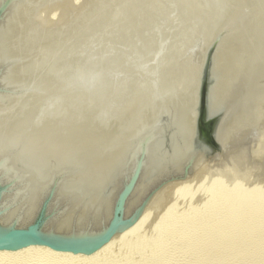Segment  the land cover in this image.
I'll use <instances>...</instances> for the list:
<instances>
[{
    "label": "bare ground",
    "instance_id": "obj_1",
    "mask_svg": "<svg viewBox=\"0 0 264 264\" xmlns=\"http://www.w3.org/2000/svg\"><path fill=\"white\" fill-rule=\"evenodd\" d=\"M89 1L92 0H88L87 3H89ZM73 3L74 0L72 4ZM87 3L86 5H88ZM91 3H89L90 5L85 8L74 3L78 6H76V8L74 7L75 9L79 8L80 10L81 7L82 10L78 13H76L77 11L75 9L70 10L75 11L72 13L73 17L70 16V19H65L66 21L62 20V22L60 20V22L56 24L52 19L54 17H52L51 20H48L46 19V16L50 13L53 15L54 13L52 14V12L56 8L58 10L59 7L63 8L72 6L68 3V0H0V13L2 14V18L0 19V167L4 169L3 166L8 165V168L11 169V165L17 164L24 166L25 163L26 166H29V164H31V166H36L34 169L40 173L42 172L41 167H47L49 166L48 164H52L53 167L56 166L57 163L71 159L75 160L79 164L80 169L85 175V178L80 174L73 177L72 183L75 187L72 189L82 190L83 188H92L96 186L93 172L98 171L99 167L101 168L106 166L109 168L113 163L116 164L118 161L123 163L128 154L135 150V148L138 149L140 147L139 142L144 139V136L151 133L152 136H150L148 141L145 143L146 151L148 152V165L143 176V184L140 188V191L142 189V191H144L145 188L149 186L150 182L157 177L159 174L158 172L181 170V166L184 164L190 151V149L188 150V142H191L192 135L190 130L191 127L193 128L192 122L195 117L199 84H197L198 82L192 83L198 85L197 89L196 85L193 88L189 87L190 89L188 88L187 90L175 87L178 83L174 85L175 82L173 81L175 80H173L174 78L172 77H174V71L178 69L176 68V70H174L176 64L180 60V57L182 54L187 56L189 60L193 61L196 69L198 70V62L202 61L200 58L202 55L201 52L203 50L206 51V48H204L207 43L206 38L209 41H211L212 38L213 44L211 45L213 46L210 47V50H207L209 54L205 59L208 61L210 53L212 52L211 72L213 73V80L211 101L216 108H226L229 104L228 99L231 94L230 90H238L239 87L243 85L244 79L247 77V75L245 77V74L248 73L247 66H250L248 64L252 62L248 63L250 40H252L251 38L255 30L257 33V28L260 24H262L261 18L264 16V0H99ZM67 9L69 11V9L72 8L67 7ZM64 11L65 10H63V13L65 14L66 12ZM74 13L76 14L74 15ZM68 14L71 13L68 12ZM173 20H178L180 25H178L177 28H173L174 24H171V21ZM174 23L176 24V22ZM100 32L102 34L105 33L104 35L108 36V38H105L104 36L102 38L104 40L99 39L100 41L93 39L97 37L98 40V37H101L99 36ZM257 36L259 37V35ZM170 38H173L174 40H170ZM91 39L93 40L90 41ZM160 39H167V41L170 40L172 43L175 41L174 44L176 43L177 47V50L171 54L172 56L169 59L170 63L164 68H162L163 66H158L160 65V62H158V65L154 63L156 66L148 62L149 59H152L153 56L155 57L158 53H161L160 56L163 55L162 52L164 49H161L162 51L159 52L160 43L162 42ZM93 41H95L93 43L95 48L93 47L94 49H91L90 51L89 47H91V45L93 46ZM167 43L165 42V44ZM116 44L119 45V49L116 47ZM113 45L116 46L113 48ZM161 46L164 48L162 43ZM88 49L90 51L89 53H87ZM169 49L166 48V54H168L167 50ZM259 50L257 49V51ZM84 51L87 53L85 54L86 57L83 59L79 58V56L81 57L80 54L82 52L84 53ZM170 51L171 50L168 52ZM257 53L258 52H256V54ZM252 54L253 53H251V55ZM184 55L182 56L183 58H185ZM259 55L260 54H258L260 60L261 56L264 54ZM82 57H84L83 54ZM153 60L155 61V59ZM259 60L256 61L258 62ZM263 60L261 59L260 61ZM165 61L167 62V59H165ZM186 61L187 63L190 62H188V60ZM253 63L250 66L252 67L251 69H253ZM259 64L260 63L258 62V65ZM194 65L193 67H195ZM263 65L261 64V66ZM261 66L259 67L261 68ZM180 67L179 69L182 70ZM255 69L252 70V75L248 76H254L253 72L257 73L256 71L259 68L257 67ZM192 70L191 72H193ZM195 70L194 72H196ZM194 72L192 73L193 75H195ZM260 72L264 75V70H260ZM258 74H256L257 78H259ZM183 75L186 76V74ZM129 77L131 78V81L129 80ZM169 77L172 79H169ZM198 77L199 76H197V78ZM263 77H260L258 82L262 81L261 78ZM253 78H255V80L252 84H255L254 86H258V82L254 83L257 78ZM250 79L251 78L248 77V81L245 80L247 86H250L249 82L252 81H249ZM188 83L190 84L191 81ZM262 85L264 86V84ZM262 87L258 88L261 89ZM118 88H123L126 91L124 96L120 97L117 95L118 93L116 91L121 92V89L117 90ZM259 89L255 90L258 91ZM242 91H244V89ZM260 91H262V89L259 90L258 93ZM253 92L252 95L257 94L260 99L264 94L260 93V95H258V93L253 94ZM235 95H238V93ZM255 97L256 95L252 96V99ZM262 100H264V98L261 99V102H263ZM226 109L233 110L232 107H227ZM227 121L228 120H226V122ZM226 122L223 120L220 126L219 140H221V130ZM254 134H251V137ZM223 141L225 140L223 139ZM250 141L247 143L245 142V144L251 143ZM227 144H229V148H232L230 143ZM240 144L241 143H239V147ZM235 145H238V143ZM225 148H228V145ZM229 148L225 149L228 153L225 152L224 155L222 154L214 160H208L201 165H197L195 172L190 177H186L183 180L181 179L169 182L162 186L160 191L151 199L148 207L145 208L144 213L139 218L136 225L115 236L107 245L94 254L74 255L54 251L43 246H31L14 252L0 251V264H16V262L19 264H26L24 262L28 261H33V263L34 261L40 263L50 261V263L52 262L53 264H105V262H107L105 261L107 260L106 257L111 254L113 250L117 252V254L120 252L125 254L124 252L128 251L130 245L132 246V238H135L139 233L141 234L140 229L143 228V222L146 221L145 218L151 214L153 206L156 205L157 207V204L162 199H166L167 194H172L174 196V194L181 190L186 188L188 189L193 186L195 187L196 183L199 182L198 180L201 179L200 177L204 172L203 170H206L205 168H207L211 163L227 158V156L231 154H229ZM243 148L244 147L240 149ZM245 148L247 149V147ZM245 148L243 149L244 154L242 153V150L240 151L242 157L245 155ZM234 149L236 150L235 147ZM233 150H231V152ZM239 156L241 158V155ZM233 157H235V155H233ZM235 158V161H237V157ZM242 160L244 159L242 158ZM239 161L240 159L238 162ZM240 163L243 164L242 162ZM219 166H221V164H219ZM236 166H238V164H236ZM213 168L214 167L210 169L212 174ZM223 171V174L225 175V169ZM109 173L110 171H107V173L104 172L108 178H110ZM40 175L42 176L43 174L40 173ZM89 175L91 176V179L87 178ZM108 178H104V190ZM205 178L206 177H204V179ZM214 178L220 179V175ZM208 180L210 179L207 177L206 181ZM201 181L203 180L201 179ZM217 181L216 183L219 184ZM208 188L209 190L212 189L209 186ZM72 189H69V191H72ZM209 190L207 191L210 193ZM29 197L30 195L28 193H21L18 200L15 195L11 194L7 196L10 201L13 200L18 205L15 209V213H18L17 211L24 207ZM209 197H205V199L207 200L208 198L209 200ZM211 197L213 198L212 195ZM106 198L107 195L104 192V216L108 214L106 213V209L108 210V208H106V205L108 204ZM30 199L32 202L37 199V194L34 191L33 194H31ZM238 200L239 199H237V201ZM255 200L257 199H254V202ZM86 201L87 207H89L90 204L94 202L96 203L98 200L93 199ZM138 201L139 198L136 195L132 202L136 205ZM250 202H248L247 205H242L247 207ZM254 202H252V205H254ZM260 202H258V205L264 203V201L263 203ZM227 203H230L231 206H233L232 204L237 205V203H240L241 205L242 202L238 201L233 203L232 201V203L226 202V204ZM92 205L88 208V211L91 210ZM225 205L222 206L223 209ZM242 205L238 207H242ZM171 206H173V204L170 205V208ZM210 206H213V204ZM210 206L208 209L211 208L212 210V207ZM218 207L220 206L218 205ZM230 207L226 208L231 210L232 208ZM258 207L260 208L261 206ZM258 207L256 208L257 210L259 209ZM236 208L237 206L235 209ZM243 208L241 218L239 217L240 214L237 212L238 210L235 212L236 214L238 213V217L241 219L240 223L242 224V220L244 219L242 217H245L246 219H244L245 222L243 221V224L249 226L250 222L257 220L254 219L256 216L254 214L257 213V210L256 213H254V211H251L254 209L253 206H250V209L247 207V211L248 209L249 211L247 215L244 216ZM263 208L261 210H263ZM215 209L217 210V208ZM215 209L213 208V210ZM218 209L220 210V208ZM169 210L170 212L172 211V209ZM202 210L204 211V209ZM228 210L227 213H225L226 211L224 209L225 212H223L225 215L229 214ZM247 211L245 209V214ZM159 213L157 215L158 219L164 212L162 214ZM230 213L232 214L231 211ZM259 213L260 212H258L257 215H259V217L262 216L259 218L262 221L264 213ZM231 214H229L228 217L232 218V220L230 219L232 222L226 217L227 215L224 217L225 219L223 218V220H229L227 222L232 224L233 221L236 220H234V216ZM151 217L153 218V215ZM257 217L258 216H256V218ZM212 221L214 220L212 219ZM209 222L211 223V220ZM217 222L219 224V221ZM237 222H239V220H237ZM62 225H69L68 220H65ZM165 225L168 224L165 223L164 226ZM229 225L227 226L228 228ZM242 225H240L241 227L239 226V230H241L242 227L244 229L247 228L245 225ZM174 226L172 225V227ZM176 226L178 225L176 224ZM233 227H236L235 223ZM259 228L264 230V224L261 227H258L257 230H260ZM230 230L231 229L229 228V231L227 232L231 234L232 232ZM202 232L206 233L203 230ZM221 234L222 233L220 232V238ZM225 235L221 238V240L223 238L227 239V237L230 236H228L227 233H225ZM200 236L202 237V235H199V237ZM129 240H131V242H129L130 244L125 246ZM145 240L142 241L143 244H145ZM218 242L220 241L218 240ZM191 243L192 242H190V246L192 245ZM250 243L251 241L249 244ZM146 245L145 247H147ZM202 246L204 245L202 244ZM226 246L227 245L225 244V247ZM217 247V245H211V247L209 246L207 247L208 249H205V253H207L208 258H211L215 253H217ZM162 249L163 248H161V250ZM202 249L204 248L202 247ZM181 250L183 251V249ZM199 250L201 251V248ZM162 251H160V253L158 249V252L154 251L155 254L151 251L153 255L149 253L148 256L150 257L146 259L149 261L150 258H155L153 261L156 260V264L158 262L159 264H170L167 260H165V257V259L163 258L164 254H162ZM228 251L227 253L231 252L232 256V249L228 248ZM223 255H225V253ZM138 256L140 255L138 254ZM134 257L138 259L137 256ZM128 258L130 257L128 256ZM128 258L123 259H127L126 261H129ZM116 262L120 261L116 260ZM151 263L154 264V262Z\"/></svg>",
    "mask_w": 264,
    "mask_h": 264
},
{
    "label": "rangeland",
    "instance_id": "obj_2",
    "mask_svg": "<svg viewBox=\"0 0 264 264\" xmlns=\"http://www.w3.org/2000/svg\"><path fill=\"white\" fill-rule=\"evenodd\" d=\"M72 2H73V0H71ZM70 0H68V3L70 4V5H72V6H67L68 8L69 7H71L72 9H69V11H68V9H67V7H59V9L57 10V8L56 9H54V11L52 12V14L53 15H51V13L50 14H46L45 16H46V19H48V20H51V18L52 17H54V18H52L53 19V21L57 24V23H59L60 22V20H61V22H62V20H64V21H66L67 19H70V16H72L73 17V12H75V11H70V10H73V9H75L76 8V6L78 5V6H82V7H86V6H89L90 4L89 3H91V2H95V1H99V0H92V1H89V3H87L88 2V0H74V3H76L77 5H75L74 3L72 4V2H71ZM88 4V5H86V3ZM68 4V5H69ZM92 4V3H91ZM77 6V7H78ZM75 7V8H74ZM62 9V10H61ZM66 9H67V11L68 12H70L71 14H68V12L66 11ZM63 10H65L64 12H66L65 14L63 13ZM77 12L76 13H78V12H80L81 10H82V8L80 7V10H79V8H77V9H75ZM76 13H74V15L76 14ZM63 14H64V16H63ZM68 15H69V18H68ZM67 18H66V17ZM48 17V18H47ZM64 18V19H63ZM264 18V16H262V20H264L263 19ZM66 19V20H65ZM261 20V23L262 24H260L259 25V27L257 28V33H256V30H255V32L253 33V35H252V40H250L251 42H250V49H249V61H248V63H250L251 61V63L250 64H248V65H250L251 66V64L253 63V61L255 60H259V57H258V54H260V55H263L264 54V52H263V49H264V29H262V28H264V21H262ZM52 21V22H53ZM58 21V22H57ZM176 22V24L174 23V22ZM173 21H171V24L173 25V28H177L178 27V25H180L179 24V22H178V20H173ZM178 23V24H177ZM262 32V33H261ZM194 33V32H193ZM100 34V35H99ZM98 35L99 36H101V37H98V40H97V37H95V38H93V39H96V41H100L105 35V33H99ZM191 34H192V32H191ZM263 34V35H262ZM194 35V34H193ZM192 35V36H193ZM257 35H259V37L257 36ZM256 36V37H255ZM105 38H108V36H105ZM90 39V38H89ZM93 39H91L90 41H92ZM100 39V40H99ZM171 39H173V38H170V40ZM260 39V40H259ZM102 40H104V39H102ZM162 42V45H164V48H163V46H161V43H160V48H159V52L160 51H162L163 49L165 50H163V52H162V54L163 55H161L162 56V58H161V56H160V54L161 53H156L157 55L154 57L153 56V58L152 59H149V61L148 62H150V64H153V65H158L159 63L158 62H160V65H158L159 67H162V68H164V67H166V65L168 66V64L170 63V61H169V59H170V57L172 56L171 54H173L174 53V51H176L177 49V47H176V43L174 44V42L172 43V41H170V40H168L167 41V39L165 40H163V39H160ZM159 40V41H160ZM174 40V39H173ZM163 41H164V43H163ZM206 41H207V43H206V46H204V48H206V51L205 50H203L202 52H201V56H200V58H201V62H198V66H197V68H198V70L196 69V66L194 65V63H193V61H191V60H189V58H187V56H185L184 54H182V56L184 55V57L185 58H183L182 56L180 57V60H179V62L176 64V66H175V69L174 70H176V68H178L176 71H174V73L176 74H174L173 76L174 77H172V78H174L173 80H175V81H173V82H175L174 83V85L176 84V83H178L175 87L177 88V87H179L178 89H188L189 87L190 88H193V87H195V85H196V89H197V84H199V81H200V78H201V75H202V71H203V69H204V66H206L207 65V60H205L206 59V57L208 56V54H209V52H207V50H210V47L211 46H213V45H211V44H213V41H212V38H211V41H209V40H207V38H206ZM95 41H93L92 42V44L94 43ZM165 42L167 43V42H169V43H167V44H165ZM204 42H205V39H204ZM262 42V43H261ZM90 43V42H89ZM171 43V44H170ZM262 44V45H261ZM117 45V44H116ZM116 45H113L112 47L114 48ZM168 45H171V46H168ZM172 46H173V48H172ZM263 46V47H262ZM95 48V46H94V44H93V46L91 45V47H89V49H90V51H91V49H94ZM111 47V48H112ZM116 47H118V49L120 48L119 47V45H117ZM167 49H169V50H171L170 52H168L169 50H167V53L168 54H166L165 52H166V48ZM252 47H253V49H252ZM261 47V48H260ZM89 49H88V51H87V53H89L90 51H89ZM117 49V50H118ZM162 49V50H161ZM173 49H175V50H173ZM257 49L259 50V51H257ZM190 50V49H189ZM254 50V51H253ZM262 50V51H261ZM191 51V50H190ZM172 52V53H171ZM254 52H255V54H254ZM256 52H258L257 54H256ZM85 51H84V53L82 52L80 55H81V57L79 56V58H85L86 57V55L85 54H87ZM170 53V54H169ZM207 55H206V54ZM251 53H253L252 55H251ZM262 53V54H261ZM82 54H83V56L84 57H82ZM165 54V55H164ZM167 55V56H166ZM170 55V56H169ZM251 55V56H250ZM255 55V56H254ZM259 55V56H260ZM167 57H169V58H167ZM205 57V58H204ZM252 57H253V59H252ZM258 57V58H257ZM264 58V55L263 56H261V59L263 60V58ZM159 58V59H158ZM153 59H155V61L153 60ZM157 59H158V61H157ZM165 59H167V62L165 61ZM184 59V60H183ZM188 60V62L189 63H187V61L186 60ZM208 59V58H207ZM260 59V60H261ZM160 60V61H159ZM258 61L260 64L258 65V62L256 61V64H255V61H254V63H253V69H255V68H259V69H257V73H255V72H253V75L254 76H248V75H252V70L253 69H251L252 67H250V66H247V70H248V73L247 74H245V77H246V75H247V77H246V79H244V83H243V85L241 86V87H239V89L237 90L236 89V91H234V90H230V97H229V99H228V102H229V104H228V108H233V110H231V109H229L228 111H230V113H228V116H226V118L224 119V122H226V120H228L227 122H226V124H224L223 125V129L221 130V140H222V144L224 145L225 143V145H224V150H223V152L222 153H220V154H218V155H216L215 157H213V158H211L210 160H214L216 157H218V156H221L222 154L224 155L225 154V152H227L225 149H228L229 148V144H227V143H230V145H232V148L234 149V147L236 148V150L234 149H232L231 147L229 148L230 150H228L229 151V154L230 155H232L233 153V155H235V157H237V161H235L236 160V158L235 157H233V155L232 156H230V155H226L227 156V158H223L224 159V161H223V159L222 160H218V162H214V163H211L207 168H205L206 170H203L204 172V174L202 173L201 174V179L203 180V181H201V179L200 180H198L197 182L198 183H196V185H195V187L193 186V187H190V188H186V189H184V190H181V191H179V192H177L176 194H174V196L172 195V194H167V196H166V199H162L161 201H163V202H159L158 204H157V207H156V205L155 206H153V210H152V212H151V214L153 215V218L151 217L152 215L151 214H149V216H147V218H145V220L147 221V220H149V221H145V222H143L144 224H143V228L142 229H140V231H141V234L139 233L134 239L132 238V240H133V242H131V240H129L128 241V243H126L125 244V246H128V244H130L129 242H131V244H132V246L130 245V248L128 249V251L127 252H129V253H127V252H124L125 254H122L121 252L119 253L120 254V256H119V254H117V252H115L114 250L111 252V254H109L106 258H107V260H105V261H107V262H105V264H149V262H150V264H153V263H151V262H154V264H156L155 263V261H153L154 259H151L150 258V260L148 261L147 259L150 257V256H148L149 255V253L150 254H152L151 253V251L155 254V252L154 251H157L158 252V249H159V252L160 251H162V254H164L163 255V258L165 259V260H167L170 264H196V263H198V264H264V230L261 228H259L260 230H257L258 229V227H261L263 224H264V208H263V201H264V106H263V104H264V100H262L263 102H261V99L262 98H264V94L261 96V99H260V97L259 96H257V94H254V93H258V91L259 90H261L262 89V91H260L259 93H258V95H260V93H264V86L262 85V84H264V81H263V79H264V75L263 74H261V72H260V70H264V60L263 61ZM152 61H153V63H152ZM165 61V62H164ZM183 61H186V62H183ZM199 61H200V59H199ZM206 61V62H205ZM163 62V63H162ZM262 62V63H261ZM155 63V64H154ZM166 63V64H165ZM183 63V64H182ZM191 63V64H190ZM201 63V64H200ZM206 63V64H205ZM165 64V65H164ZM181 64H182V66H181ZM190 64V65H189ZM203 64V65H202ZM261 64L263 65V66H261ZM155 65V66H156ZM179 65V66H178ZM183 65H184V67H183ZM186 65V66H185ZM193 65L195 66V67H193ZM201 65V66H200ZM256 65V66H255ZM181 66V67H180ZM190 66V67H189ZM254 66H255V68H254ZM259 66H261V68L259 67ZM179 67L180 68H182V70L181 69H179ZM190 69H189V68ZM196 70H195V69ZM187 69V70H186ZM193 69V70H192ZM250 69V70H249ZM188 72V74H187V72ZM191 70L194 72V70L196 71V72H194L195 73V75H193L192 73L193 72H191ZM256 70V69H255ZM254 70V71H255ZM249 71H251V72H249ZM178 72H180V73H178ZM260 72V73H259ZM197 73H199V74H197ZM255 73V74H254ZM259 73V74H258ZM264 73V72H263ZM183 74H186V76H184ZM256 74H258V76H259V78H257V75ZM182 75V76H181ZM262 75V76H261ZM179 76V77H178ZM183 76H184V78H183ZM189 76V77H188ZM193 76V77H192ZM195 76V77H194ZM197 76H199L198 78H197ZM185 77H187V78H185ZM192 77V78H191ZM248 77L249 78H251L249 81H251V82H249L250 84V86H247L246 85V82H245V80H247L248 81ZM253 77H256L257 78V80H256V82H254V83H257L258 82V80L260 79V77H263V78H261L262 79V81H260V82H258L259 84H258V86H254L255 84H252V82L255 80V78H253ZM171 77H169V79H170ZM171 78V79H172ZM177 78V79H176ZM191 78V79H190ZM195 78V79H194ZM253 78V79H252ZM190 79V80H189ZM129 80L131 81V78L129 77ZM177 80H178V82H177ZM196 81V82H193V81ZM184 81V82H183ZM191 81V83L189 84L188 82H190ZM129 82V81H128ZM180 82V83H179ZM181 82H182V84H181ZM198 82V83H197ZM192 83H197V84H192ZM248 83V82H247ZM188 85V86H187ZM191 85V86H190ZM193 85V86H192ZM253 85V86H252ZM263 87H262V86ZM182 86V87H181ZM185 87V88H184ZM244 87V88H243ZM256 87V88H255ZM258 87H262L261 89H259ZM189 88V89H190ZM241 88H242V90L244 89V91H242L241 90ZM254 88V89H253ZM119 89H121V88H118L117 90H119ZM246 89V90H245ZM255 89H259L258 91L257 90H255ZM240 90V91H239ZM198 91H199V89H198ZM232 91H233V93H232ZM238 91V92H237ZM253 91H255V92H253ZM118 94V96H120V97H122V96H124L125 95V93H126V91L122 88L121 89V92L120 91H116ZM238 93V95H240V96H238V95H235L236 93ZM242 92V93H241ZM252 92H253V94L254 95H252ZM122 93H123V95H122ZM243 93H245V94H243ZM251 93V94H250ZM120 94V95H119ZM250 95V96H249ZM256 95V97L255 98H253L252 99V96H255ZM238 96V97H237ZM235 97H236V99H235ZM240 97V98H239ZM250 97V98H249ZM257 97H259V98H257ZM240 99V100H239ZM255 99V100H254ZM237 100H239V101H237ZM253 100V101H252ZM255 101H257V102H255ZM256 103H258V104H256ZM239 106V107H238ZM262 107V109H261V107ZM226 107V108H227ZM226 108H224V109H226ZM129 114V113H128ZM131 114V113H130ZM229 114H230V116H229ZM129 116V115H128ZM251 116V117H250ZM251 118V119H250ZM256 118V119H255ZM248 119H250L249 121H247ZM249 123V124H248ZM255 126V127H254ZM225 129V130H224ZM224 130V131H223ZM224 132V133H223ZM254 133H256V134H258V135H256V134H254ZM224 134V135H223ZM251 134H254V135H252V137H251ZM226 136V137H225ZM257 136V137H256ZM227 139V141H226V139ZM223 139L225 140V141H223ZM240 141H239V140ZM250 139H251V141H250ZM253 140V141H252ZM238 141V142H237ZM248 141H250L251 143H248V144H245V142L247 143ZM238 143V145H235V144H237ZM239 143H241L240 144V147H239ZM234 144V145H233ZM243 144H245V145H243ZM227 145H228V148H225V147H227ZM242 147H247V149L245 148V155H243V157H242V154H241V150H242V153L244 152V148L243 149H240V148H242ZM238 149H239V151H238ZM231 150H233L232 152H231ZM237 152V153H236ZM228 153V152H227ZM236 154H238V155H236ZM244 154V153H243ZM239 155H241V158H240V156ZM250 155H251V157H250ZM238 156H239V158H238ZM229 157H230V159H229ZM232 157V158H231ZM245 157H246V159H245ZM242 158L244 159V160H242ZM249 158V159H248ZM233 159V160H232ZM240 159V161L238 162V160ZM209 160V161H210ZM242 160V161H241ZM247 160H248V162H247ZM225 161H227V162H225ZM221 162V163H220ZM225 162V163H224ZM231 162V163H230ZM236 162H238V163H236ZM240 162H242L243 164H241ZM246 162V163H245ZM222 163H223V166H222ZM214 164V165H213ZM219 164H221V166H219ZM231 164V165H230ZM236 164H238V166H236ZM216 165V166H215ZM226 165V166H225ZM228 165V166H227ZM248 166V167H247ZM212 167H214L213 168V174L210 172V169H212ZM219 167V168H218ZM227 167V168H226ZM216 169V170H215ZM221 169H225V175L223 174L224 173V171L223 170H221ZM235 169V170H234ZM238 169V170H237ZM207 170H209V171H207ZM217 171V172H216ZM207 172V173H206ZM208 172H210V173H208ZM216 172V174L214 175V173ZM219 172V173H218ZM211 174V175H210ZM217 174H219L220 175V179L219 178H217L218 179V181H217V179L216 178H214V177H218L219 175H217ZM205 175V176H204ZM210 177H209V176ZM213 175V176H212ZM204 177H208V179H210V180H208V181H206V178L204 179ZM213 177V178H212ZM223 177V178H222ZM211 178H212V180H211ZM215 179H216V181L217 182H219V184L218 183H216V181H215ZM183 180V179H182ZM215 182H214V181ZM206 181V182H205ZM200 182H203V183H200ZM200 183V184H199ZM215 183V184H214ZM213 186V187H211V186ZM208 186L210 187V188H212V189H210L209 190V188H208ZM219 188H218V187ZM216 187V188H215ZM192 189V190H191ZM186 190V191H185ZM189 190V191H188ZM206 190V191H205ZM207 190H209L210 191V193L207 191ZM211 190H212V193H211ZM262 191V192H261ZM206 194H205V193ZM207 192H208V194H207ZM222 193V194H221ZM231 195H230V194ZM203 194H204V196H203ZM224 194V195H223ZM260 194V195H259ZM210 197H209V196ZM211 195L213 196V198L211 197ZM230 196V197H229ZM262 196V197H261ZM161 197V196H160ZM204 197V198H203ZM205 197H209V200H208V198H207V200L205 199ZM234 197H236V198H234ZM238 197V198H237ZM165 198V197H164ZM212 198V199H211ZM230 198V199H229ZM246 198V199H245ZM259 198V199H258ZM235 199V200H234ZM237 199H239L238 201L240 202H242L241 203V205L242 204H244V205H247L248 204V202H250V201H252V202H254V199H257V200H255V202H254V205H252L253 203L252 202H250V204L247 206L248 208L250 207V206H253V208L254 207H258V206H261L258 210L256 209V208H254L253 210H251V211H254V213H256V210H257V213L258 212H260L259 214H261V212H262V214H263V218H262V221H261V219H259V218H261V217H259V215H257V213L256 214H254V215H256V216H258L257 218H256V216H255V218L254 219H257L255 222H256V224H255V222L253 223V222H250V224H249V226H247V225H245V224H243V221H244V219H246L245 217H242V218H244L243 220H242V224L240 223V221H241V214H242V208H243V206L244 205H242V207H238V206H241L240 205V203H237V205L236 204H232L233 206H231V204L229 205L228 203L226 204V202H231L232 203V201H233V203H236V202H238L237 201ZM243 199V200H242ZM220 200V201H219ZM230 200V201H229ZM246 200V201H245ZM261 202H260V201ZM217 201V202H216ZM245 202H246V204H245ZM258 202H260V203H263V204H260V205H258ZM163 203V204H162ZM227 205H225V204ZM255 203H257V204H255ZM159 204H161V205H159ZM171 204H173V206H171V208H170V205ZM213 204V206H210V205H212ZM220 206V207H218V205ZM159 205V206H158ZM210 207H212V210H211V208L210 209H208V207L209 206ZM223 205H225V207H224V209H225V211H224V209H223ZM176 206V207H175ZM207 206V207H206ZM231 206V207H230ZM237 206V208H241L240 210L239 209H235V207ZM148 207V206H147ZM146 207V208H147ZM172 209V211L170 212V210L168 209ZM173 207V208H172ZM222 207V208H221ZM226 207H230V208H232L231 210L229 209V208H226ZM234 207V208H233ZM247 207H245L244 206V208H243V215L244 216H246L247 215V213H248V211H249V209H248V211H247ZM157 208V209H156ZM160 208H161V211H160ZM163 208H165V209H163ZM174 208H176V209H174ZM213 208L215 209V208H217V210L215 209V210H213ZM218 208H220V210L218 209ZM263 208V210H261ZM201 209V210H200ZM202 209H204V211L202 210ZM208 209V210H207ZM221 209H222V211H221ZM232 212V214L230 213V211ZM234 209V210H233ZM245 209H246V214H245ZM155 210V211H154ZM157 210V211H156ZM163 210H165V211H163ZM169 210V211H168ZM198 210V211H197ZM218 210H219V212H218ZM227 210H228V213L229 214H231L232 216H234V220H236V221H233V225L230 223V222H227V221H229L230 219L232 220V218H229L228 216H229V214L226 216L225 214H224V212L225 213H227ZM236 210H238L237 212L240 214V218L238 217V213L236 214ZM261 210V211H260ZM160 213H159V212ZM174 211V212H173ZM201 211V212H200ZM205 211H210V212H205ZM213 211V212H212ZM214 211H217V212H214ZM221 211V212H220ZM224 211V212H223ZM240 211V212H239ZM155 212V213H154ZM164 212V213H163ZM199 212V213H198ZM223 212V213H222ZM156 214V215H154V214ZM158 213L159 214H162L160 217H159V219L157 218V215H158ZM198 213V214H197ZM206 213V214H205ZM214 213V214H213ZM219 213H220V215H219ZM253 213V212H252ZM224 214V215H223ZM218 215V216H217ZM221 215H222V218H221ZM231 215H230V217H231ZM236 215H237V217H236ZM253 215V216H254ZM163 216V217H162ZM227 217L229 220H223V218L224 217ZM165 217V218H164ZM214 217V218H213ZM237 219H236V218ZM163 218V219H162ZM210 218V219H209ZM216 218V219H215ZM218 218V219H217ZM221 218V219H220ZM252 218V219H253ZM152 219V220H151ZM165 219V220H164ZM212 219L214 220V221H212ZM220 219V220H219ZM225 219V218H224ZM259 219V220H258ZM156 220V221H155ZM161 220V221H160ZM211 220V223L209 222ZM230 220V221H231ZM237 220H239V222H237ZM208 221V222H207ZM217 221H219V224H218V222ZM259 221V222H258ZM261 221V222H260ZM149 222V223H148ZM173 222H174V224H173ZM217 222V223H216ZM232 222V221H231ZM237 222V223H236ZM245 222V221H244ZM168 224V225H165L166 226V228H165V226H164V224ZM178 225V226H176V224ZM229 223H230V225H229ZM234 223H235V226L236 227H233L234 226ZM253 223V224H252ZM261 224V226H260V224ZM207 224V225H206ZM215 224H217V225H215ZM229 225V228L231 229L230 231L232 232L231 234L229 233V232H227V231H229V228L227 227L228 225ZM136 225V224H135ZM147 225V226H146ZM172 225L174 226V227H172ZM204 225H206V226H204ZM212 225V226H211ZM214 225V226H213ZM232 225V226H231ZM240 225H242V226H246L245 228L246 229H244L243 227V230H242V228H241V230H239L240 229ZM259 225V226H258ZM208 226V227H207ZM217 226V227H216ZM240 226V227H239ZM224 227V228H223ZM226 227V228H225ZM233 227V228H232ZM239 227V228H238ZM206 228V229H205ZM209 228V229H208ZM223 230H222V229ZM228 228V229H227ZM236 228V229H235ZM238 228V229H237ZM165 229V230H164ZM208 229V230H207ZM227 229V230H226ZM232 229H234V230H232ZM163 230V231H162ZM202 230L203 231H205L206 233H204V232H202ZM216 230H218V231H216ZM238 230V231H237ZM263 230V231H262ZM202 232V234H201V232ZM214 231V232H213ZM225 231V232H224ZM261 231V232H260ZM220 232L222 233V234H224L225 235V233H227V235L230 237H227V239H225V238H223L224 239V241H223V239L221 240V238L222 237H224V235H222L221 234V238L219 237L220 235ZM224 232V233H223ZM200 233V234H199ZM218 233V234H217ZM207 234V235H206ZM198 235V236H197ZM199 235H202V237L200 238L199 237ZM207 237H206V236ZM218 235V236H217ZM243 235V236H242ZM245 235V236H244ZM257 235V236H256ZM139 236V237H138ZM142 236V237H141ZM144 236V237H143ZM204 236V237H203ZM209 236V237H208ZM262 236V237H261ZM138 237V238H137ZM148 237V238H147ZM218 238V240L220 241V242H218V240H217V238ZM225 237H226V235H225ZM235 237V238H234ZM239 237V238H238ZM242 237V238H241ZM249 237V238H248ZM251 237V238H250ZM145 238H146V240H145ZM205 238V239H204ZM215 238H216V240H215ZM248 238V239H247ZM137 239V240H136ZM139 239V240H138ZM145 240L144 241V243L145 244H143L142 243V241L143 240ZM198 239H199V241H198ZM242 239V240H241ZM251 239V240H250ZM142 240V241H141ZM148 240V241H147ZM168 240V241H167ZM193 240V241H192ZM196 240H197V242H196ZM202 240H204V241H202ZM229 242H228V241ZM246 242H245V241ZM136 241V242H135ZM210 241V242H209ZM216 241V242H215ZM223 241V242H222ZM232 241V242H231ZM242 241V242H241ZM251 241V243L249 244V242ZM255 241V242H254ZM166 244H165V243ZM190 242H192L191 244V246H190ZM194 242V243H193ZM208 244H207V243ZM213 242V243H212ZM227 242V243H226ZM239 242V243H238ZM244 242V243H243ZM253 242V243H252ZM141 243V244H140ZM148 243V244H147ZM175 243V244H174ZM199 245H198V244ZM211 243V244H210ZM217 243V244H216ZM220 245H219V244ZM224 243V244H223ZM234 243V244H233ZM235 243H238V244H235ZM135 244V245H134ZM140 244V245H139ZM147 244V245H146ZM202 244L204 245V246H202ZM222 244V245H221ZM225 244L227 245L226 247H225ZM230 244V245H229ZM255 246H254V245ZM139 247H138V246ZM143 245V246H142ZM145 245L148 247H145ZM164 245V246H163ZM196 245V246H195ZM198 245V246H197ZM201 245V246H200ZM208 245V246H207ZM211 245H217L218 247H217V253H215L214 254V256H212L211 258H208L207 257V253H205V249H208L207 247H211ZM232 245V246H231ZM234 245V246H233ZM134 246H135V248H134ZM142 246V247H141ZM163 246V247H162ZM173 246V247H172ZM190 246V247H189ZM206 246V247H205ZM219 246H221V247H219ZM229 246V247H228ZM231 246V247H230ZM239 246V247H238ZM137 247H138V249H137ZM182 247V248H181ZM187 249H186V248ZM195 247V248H194ZM201 248V251L199 250L200 248ZM202 247L204 248V249H202ZM214 247H216V246H214ZM229 249H232V256H231V252L230 253H227V251H228V248ZM233 247V248H232ZM146 248V249H145ZM161 248H163L162 250H161ZM170 248V249H169ZM220 248V249H219ZM223 250H222V249ZM225 248V249H224ZM181 249H183V251L181 250ZM193 249V250H192ZM195 249V250H194ZM144 252H143V251ZM146 250H147V252H148V254H147V252H146ZM185 250V251H184ZM187 250V251H186ZM204 250V251H203ZM99 251V250H98ZM139 251V252H138ZM141 251V252H140ZM173 251V252H172ZM178 251V252H177ZM229 251H231V250H229ZM228 251V252H229ZM235 251V252H234ZM238 251V252H237ZM242 251V252H241ZM179 252H180V254H179ZM185 252V253H184ZM188 252V253H187ZM200 252V253H199ZM219 252V253H218ZM221 252V253H220ZM222 252H224L225 253V255H223L224 253H222ZM237 252V253H236ZM135 253H136V255H135ZM141 253H144V254H141ZM161 253V252H160ZM184 253V254H183ZM192 253V254H191ZM199 253V254H198ZM235 253V254H234ZM112 254H113V256H112ZM116 254V255H115ZM138 254L140 255V256H138ZM161 254V255H162ZM177 254V255H176ZM179 254V255H178ZM182 254V255H181ZM186 254V255H185ZM194 254V255H193ZM202 254V255H201ZM228 254H229V256H228ZM234 254V255H233ZM119 256V258H118V256ZM145 255V256H144ZM153 255V254H152ZM184 255V256H183ZM191 255V256H190ZM196 255V256H195ZM213 255V254H212ZM221 255V256H220ZM223 255V256H222ZM128 256L130 257V258H128ZM134 256H137L138 257V259L136 258V257H134ZM144 257V258H142V257ZM148 256V257H147ZM169 257V258H167V257ZM174 256V257H173ZM195 258H194V257ZM199 256V257H198ZM203 256V257H202ZM206 256V257H205ZM217 256V257H216ZM219 256V257H218ZM110 257V258H109ZM115 257V258H114ZM136 258V259H134V258ZM152 257V256H151ZM179 257V258H178ZM223 257V258H222ZM228 257V258H227ZM263 257V258H262ZM112 258V259H111ZM123 258H128V260L129 261H126L127 259H123ZM142 258V259H141ZM147 258V259H146ZM202 260H201V259ZM206 258V259H205ZM217 260H216V259ZM233 258V259H232ZM132 259H133V261H132ZM140 259V260H139ZM178 259V260H177ZM194 259V260H193ZM198 259V260H197ZM208 259V260H207ZM210 259V260H209ZM223 259V260H222ZM232 259V260H231ZM109 260H113L112 262L111 261H109ZM116 260L117 261H120V262H116ZM123 260V261H122ZM152 260V261H151ZM204 260V261H203ZM206 260V261H205ZM226 260H229V261H226ZM47 261V260H46ZM126 261V262H125ZM140 261V262H139ZM144 261H146V262H144ZM173 261V262H172ZM203 261V262H202ZM216 261H218V262H216ZM219 261H220V263H219ZM230 261H231V263H230ZM30 262V263H29ZM36 262V263H35ZM129 262V263H128ZM132 262V263H131ZM144 262V263H143ZM157 262V261H156ZM175 262V263H174ZM222 262V263H221ZM24 263H26V264H32L33 263V261H28V262H24ZM2 264V263H1ZM10 264H14V263H10ZM16 264H19L18 262H16ZM20 264H22V263H20ZM33 264H53L52 262L50 263V261H47V262H42V263H40V262H37V261H34V263ZM55 264V263H54ZM58 264V263H57ZM157 264H159V262L157 263Z\"/></svg>",
    "mask_w": 264,
    "mask_h": 264
},
{
    "label": "water",
    "instance_id": "obj_3",
    "mask_svg": "<svg viewBox=\"0 0 264 264\" xmlns=\"http://www.w3.org/2000/svg\"><path fill=\"white\" fill-rule=\"evenodd\" d=\"M211 56L212 52L199 81L193 128L190 130L191 142H188L190 151L180 171H160L149 186L140 191L148 165L145 143L152 136L151 133L144 136L139 142L140 147L128 154L123 163L118 161L109 168L99 167L98 171L93 172L96 186L92 188L72 189L75 187L73 177L80 174L85 178L75 160H65L53 167L52 164L41 167L42 176L31 164L11 165V169L4 165V169L0 167V251L14 252L31 246H43L74 255L94 254L115 236L134 226L162 186L190 177L197 165L222 153L224 145L219 140V132L229 111L216 108L211 101ZM107 171H110V178L104 174ZM104 178H108L105 190ZM33 191L37 194L35 202L30 199ZM104 192L108 202V214L105 216ZM21 193H28L30 197L24 207L15 213L18 205L7 196L15 195L18 200ZM136 195L139 201L134 205L132 201ZM93 199L98 201L90 204L92 207L88 211L90 206L87 207L86 200ZM65 220L69 225H62Z\"/></svg>",
    "mask_w": 264,
    "mask_h": 264
}]
</instances>
